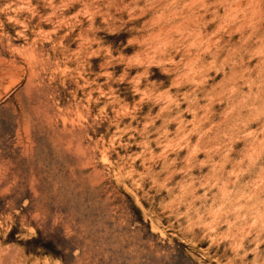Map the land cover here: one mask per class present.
<instances>
[{"label":"rangeland","instance_id":"374dc122","mask_svg":"<svg viewBox=\"0 0 264 264\" xmlns=\"http://www.w3.org/2000/svg\"><path fill=\"white\" fill-rule=\"evenodd\" d=\"M0 264H264V0H0Z\"/></svg>","mask_w":264,"mask_h":264}]
</instances>
